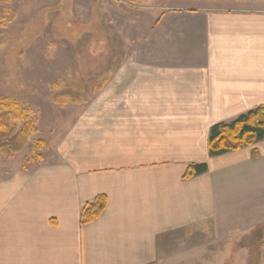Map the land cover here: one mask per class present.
I'll return each mask as SVG.
<instances>
[{"label":"crops","instance_id":"0c3cea01","mask_svg":"<svg viewBox=\"0 0 264 264\" xmlns=\"http://www.w3.org/2000/svg\"><path fill=\"white\" fill-rule=\"evenodd\" d=\"M239 3L165 13L137 44L140 61L110 72L103 90L122 107L84 111L53 161H0V264L158 263L168 235L221 226L264 160V141L208 153L214 125L264 106V0ZM192 164L207 173L186 180ZM99 196L105 213L81 225Z\"/></svg>","mask_w":264,"mask_h":264},{"label":"rangeland","instance_id":"374dc122","mask_svg":"<svg viewBox=\"0 0 264 264\" xmlns=\"http://www.w3.org/2000/svg\"><path fill=\"white\" fill-rule=\"evenodd\" d=\"M239 1L5 0L0 7L16 16L0 21V99L27 104L38 132L13 162L4 156L0 161H53L56 144L84 111L92 117L91 111L107 114L122 107L109 84L103 92L93 88L97 81L109 82L110 72L127 58L140 61L137 44L165 13L240 8ZM64 93L77 102H57ZM256 167L260 173L254 178L240 180L221 226L168 235L158 263L264 264V240L258 252L252 241L256 229H264V160Z\"/></svg>","mask_w":264,"mask_h":264},{"label":"trees","instance_id":"16d2710c","mask_svg":"<svg viewBox=\"0 0 264 264\" xmlns=\"http://www.w3.org/2000/svg\"><path fill=\"white\" fill-rule=\"evenodd\" d=\"M4 2L5 0H0V4ZM15 16L14 11L0 7V21H11ZM97 82L93 88L94 91L103 90L107 84L106 80ZM70 100L77 102L76 97L68 93L56 96V101L60 104H66L65 102ZM37 123L38 119L33 116V110L27 104L0 99V156L11 160L23 152L29 146L33 135L38 132ZM262 141H264V106L257 107L229 123L214 125L209 132L208 153L211 157H219L254 146ZM38 159L40 161L42 158L38 157ZM207 171V164H192L184 178L190 180ZM107 206L106 196H99L85 204L81 212V225H89L97 221L105 213ZM259 230L256 229L252 237L257 252L261 241L264 240V229L260 227ZM257 233L258 236L255 237Z\"/></svg>","mask_w":264,"mask_h":264}]
</instances>
